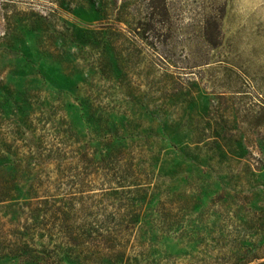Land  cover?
Instances as JSON below:
<instances>
[{
	"label": "rangeland",
	"instance_id": "1",
	"mask_svg": "<svg viewBox=\"0 0 264 264\" xmlns=\"http://www.w3.org/2000/svg\"><path fill=\"white\" fill-rule=\"evenodd\" d=\"M0 264H264V0H0Z\"/></svg>",
	"mask_w": 264,
	"mask_h": 264
}]
</instances>
